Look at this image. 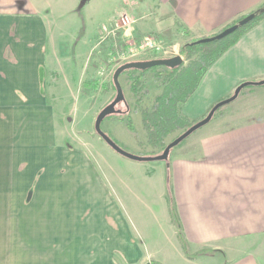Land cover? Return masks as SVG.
Here are the masks:
<instances>
[{"label":"crops","instance_id":"obj_1","mask_svg":"<svg viewBox=\"0 0 264 264\" xmlns=\"http://www.w3.org/2000/svg\"><path fill=\"white\" fill-rule=\"evenodd\" d=\"M263 3L0 0V264H264V85L240 101L253 112L247 120L212 117L166 161L115 153L91 135L88 104L96 87L103 101L112 97L90 80L124 6L137 8L130 36L185 43ZM63 20L73 21L72 46L63 45L71 31ZM262 80L264 18L209 67L180 112L196 121L241 83ZM64 99L70 113L60 110ZM82 108L87 136H73Z\"/></svg>","mask_w":264,"mask_h":264},{"label":"rangeland","instance_id":"obj_2","mask_svg":"<svg viewBox=\"0 0 264 264\" xmlns=\"http://www.w3.org/2000/svg\"><path fill=\"white\" fill-rule=\"evenodd\" d=\"M136 11L137 8L135 7L124 6L121 11L122 15L116 17L118 21L117 23H115L116 32L115 34H113L111 38V42H110L111 49L108 51V54L101 53L99 57L100 60H98V62L101 63V66H99V63L97 62L95 66L96 67L95 73L93 74V76H91L90 83L99 82L101 89L103 88L104 90L112 92V97L109 99V101L105 100L106 101L105 103V101H103L104 92H102V90L99 91L100 87H96L98 88L97 91L96 90L89 91V93H91L92 95V98L90 99L88 104H90L91 109L93 107L96 108L94 109V117L98 114V112L101 110L103 106L105 107V105L110 103L115 97V90H114L115 88L112 83V74L118 66L123 64V62L146 61V60L159 59V58H171L175 55H179L178 49L185 40V38H182L180 36L172 38L171 35H169V33L167 35H162L161 37H157L156 35H150V34L145 35L144 37L130 36V33L132 29L135 27L136 21L138 20V14L136 13ZM125 15L130 16L134 20V22L130 25L124 24L122 19L124 18ZM83 17L84 14L82 15V18ZM83 20L84 21L81 22V25L84 24L88 25L89 22L88 19L84 17ZM64 22L66 25H70L69 29L71 30L69 31L70 34H68V37L65 36L66 38L63 39L64 41L63 45L68 47V46H72L74 40L73 36H75L76 32L74 31V29H72L73 21L72 23H70L69 21L68 22L64 21ZM93 57L94 54L90 56L91 59ZM186 64L187 63H184V65ZM143 81H144V85L146 87H149L152 91L150 95L145 97L143 101L140 103V107L142 108L149 106L150 100H152L153 96L158 92L153 89L156 86V84L152 72H147L144 76ZM119 83L123 90L124 102L118 104L116 106V109H119L120 111L125 113H129L137 135H133L132 133H130L129 130H127L125 124L123 122H120L114 116H109L104 119L101 125L102 131L107 133L119 145V147H121L123 150H125L130 154L137 156H155L160 154L163 151V148L176 137L178 132L166 138L164 140V145L162 147H151L148 145L146 139H145L146 142L145 144L142 136L144 130L141 124V116L137 113L136 114L133 113V108H134L133 99L131 98V95L124 82V76L119 77ZM103 84L105 86L102 87ZM256 87L259 86H248L244 88L234 101L220 107L215 112V115L213 116L214 119L215 118L216 119L225 118L226 120L230 119V122L233 124L234 123L238 124V122L247 120L250 115H253V112L250 111L251 108L249 109L245 101L242 102L240 101L243 97H246L247 93L248 94L250 93L249 92L250 89L248 88L254 89ZM104 103L105 105H103ZM125 103L128 104L129 108H126ZM72 106L73 103L71 101H68L67 99H64L59 102L60 110L65 112V114L70 113ZM255 114H257V112ZM259 114L264 115V109ZM83 116H85V113H84V109L82 108V110H80L79 112L78 118L76 117L77 123L75 125L68 126L67 131H69L71 135L75 136L76 134H79V136H83V137L87 136L85 129L88 123L86 119H83ZM203 118L189 123L195 124L201 121ZM234 118L235 120L232 122ZM203 127L199 128L194 133H192L191 137L195 134L198 135L199 131H202ZM90 132L92 136L99 137L98 135H96L94 130L91 129ZM189 138L183 140L179 145L175 146L173 149H177V147L183 146L186 143V140H188ZM94 158H96V156H94ZM5 201L6 199L0 198V220H2L3 218L4 206L6 203Z\"/></svg>","mask_w":264,"mask_h":264},{"label":"trees","instance_id":"obj_3","mask_svg":"<svg viewBox=\"0 0 264 264\" xmlns=\"http://www.w3.org/2000/svg\"><path fill=\"white\" fill-rule=\"evenodd\" d=\"M250 14H253V18L250 21L245 24H239L244 17ZM263 18L264 3L257 9L237 18L228 25L227 27L237 25V28L234 32L222 39L204 43H196L199 39H193L183 43L178 53L184 61L179 67L171 69L164 66H156L146 70L129 69L120 75L124 76V82L133 99V113H137L141 116L142 128L149 146L162 147L166 138L177 132L178 134L176 136H178L193 125L181 114V107L185 105L187 100L197 90L209 67L213 65L228 48L233 46L246 31L253 28ZM214 35L209 37H213ZM184 63L187 64L184 65ZM147 72H152L156 84L153 89L158 92L153 96L152 100H150V105L142 108L140 107V103L145 97L149 96L152 91L149 87L144 85L143 79ZM83 87L88 88L89 85L85 83ZM123 102L124 101H122V103ZM126 108H129L128 104H126ZM109 116H114L120 122H123L127 130L133 135H136L129 113L122 112L115 107V111L107 117ZM105 134L115 142L107 133ZM115 144L117 143L115 142ZM171 213L178 227L179 225L175 217L172 201ZM179 238L186 250V243L180 233ZM202 253L213 254L207 251ZM187 256L194 257V255L188 254ZM150 264L156 263L151 262Z\"/></svg>","mask_w":264,"mask_h":264},{"label":"water","instance_id":"obj_4","mask_svg":"<svg viewBox=\"0 0 264 264\" xmlns=\"http://www.w3.org/2000/svg\"><path fill=\"white\" fill-rule=\"evenodd\" d=\"M252 18H253V14L247 15L246 17H244L240 21L239 24H245L248 21H250ZM236 28H237V25L227 27V28L223 29L222 31H219L218 33H216V35H214L213 37L201 38V39L197 40L196 43H204V42H208V41H212V40L222 39V38L228 36L229 34H231L232 32H234L236 30ZM183 61L184 60L180 55H175L171 58H159V59H151V60H146V61L127 62V63L121 64L120 66H118L114 70V72L112 74V83H113V86L115 88V97L113 98V100L110 103H108L105 107H103L100 110V112L97 114L95 121H94V131H95L96 135H98L105 142V144L109 148H111L115 153H117L118 155H120L126 159H129L131 161H136V162L166 161L168 159L169 152L173 147L177 146L183 140H185L187 137H189L192 133H194L196 130H198L199 128L206 125L212 119L215 111L217 109H219L220 107L234 101L238 97L240 91L244 87L264 85V80L258 81V82L241 83L234 90L233 94L230 97H228L225 100L218 102L201 121L193 124L188 129H186L184 132H182L180 135L176 136L170 143H168L165 146L163 151L158 155H155V156H137V155L130 154V153L126 152L125 150H123L122 148H120L101 129V123L104 121V119L108 115L112 114L115 111V107L117 106V104L124 101L123 90H122L121 85L119 83L120 75L124 71L129 70V69L146 70V69H150V68L156 67V66H164V67L174 69V68H177L180 65H182Z\"/></svg>","mask_w":264,"mask_h":264},{"label":"built area","instance_id":"obj_5","mask_svg":"<svg viewBox=\"0 0 264 264\" xmlns=\"http://www.w3.org/2000/svg\"><path fill=\"white\" fill-rule=\"evenodd\" d=\"M122 21L124 22V24H129V25L134 22V20L128 15H125L124 18L122 19ZM117 25H119V24H117Z\"/></svg>","mask_w":264,"mask_h":264},{"label":"flooded vegetation","instance_id":"obj_6","mask_svg":"<svg viewBox=\"0 0 264 264\" xmlns=\"http://www.w3.org/2000/svg\"><path fill=\"white\" fill-rule=\"evenodd\" d=\"M118 105V104H117Z\"/></svg>","mask_w":264,"mask_h":264}]
</instances>
